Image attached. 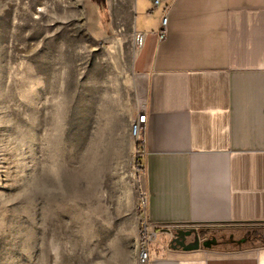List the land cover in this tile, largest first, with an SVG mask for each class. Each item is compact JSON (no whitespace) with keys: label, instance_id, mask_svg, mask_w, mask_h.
Instances as JSON below:
<instances>
[{"label":"rangeland","instance_id":"374dc122","mask_svg":"<svg viewBox=\"0 0 264 264\" xmlns=\"http://www.w3.org/2000/svg\"><path fill=\"white\" fill-rule=\"evenodd\" d=\"M92 7L0 0V264H141L140 38Z\"/></svg>","mask_w":264,"mask_h":264},{"label":"crops","instance_id":"0c3cea01","mask_svg":"<svg viewBox=\"0 0 264 264\" xmlns=\"http://www.w3.org/2000/svg\"><path fill=\"white\" fill-rule=\"evenodd\" d=\"M90 1L143 37L144 217L171 240L150 264H264V232L245 228L264 226V0ZM177 226L207 232L177 246Z\"/></svg>","mask_w":264,"mask_h":264},{"label":"built area","instance_id":"2783aa9c","mask_svg":"<svg viewBox=\"0 0 264 264\" xmlns=\"http://www.w3.org/2000/svg\"><path fill=\"white\" fill-rule=\"evenodd\" d=\"M155 5L158 4V0H155ZM167 24V17L165 16L163 18V34L162 37H165V26ZM140 38V44L142 42L143 37L141 35H139ZM145 125H146V114L143 112H140L138 114V117L136 118V120L134 121L133 124V131H134V135L136 136V138L138 139V142L141 144L143 142L142 136L145 130ZM146 202H147V190L146 187L143 191V193L141 194V198H140V206L143 209V213H145V208H146ZM150 224L149 222L146 220L145 226H144V240H142L143 244L141 246V250H140V254H139V259L141 264H150L151 259H152V252H151V247H150V241L153 240L154 238V233L153 231H150ZM175 236L173 239V243L176 242ZM176 245V244H175ZM177 246H184V244H182L181 242L178 243Z\"/></svg>","mask_w":264,"mask_h":264},{"label":"flooded vegetation","instance_id":"af4514ba","mask_svg":"<svg viewBox=\"0 0 264 264\" xmlns=\"http://www.w3.org/2000/svg\"><path fill=\"white\" fill-rule=\"evenodd\" d=\"M175 238L176 239H178V240H176V242L175 243H173V244H176V245H178V243H180L181 242V238H179V237H177V236H175ZM183 244H185V243H183Z\"/></svg>","mask_w":264,"mask_h":264},{"label":"water","instance_id":"95a60500","mask_svg":"<svg viewBox=\"0 0 264 264\" xmlns=\"http://www.w3.org/2000/svg\"><path fill=\"white\" fill-rule=\"evenodd\" d=\"M183 237H185V236H183ZM181 243H182V244L185 243V239H182V240H181ZM184 246H185V244H184Z\"/></svg>","mask_w":264,"mask_h":264},{"label":"trees","instance_id":"16d2710c","mask_svg":"<svg viewBox=\"0 0 264 264\" xmlns=\"http://www.w3.org/2000/svg\"><path fill=\"white\" fill-rule=\"evenodd\" d=\"M139 147H140V146H139ZM140 157H143V156L141 155ZM141 163H142V165H143V160H141Z\"/></svg>","mask_w":264,"mask_h":264}]
</instances>
